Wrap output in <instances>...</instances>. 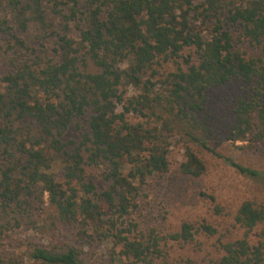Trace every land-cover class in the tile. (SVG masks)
Listing matches in <instances>:
<instances>
[{
	"label": "trees",
	"instance_id": "trees-1",
	"mask_svg": "<svg viewBox=\"0 0 264 264\" xmlns=\"http://www.w3.org/2000/svg\"><path fill=\"white\" fill-rule=\"evenodd\" d=\"M47 1L54 0H0L12 14L0 20L5 51L15 49L0 74V237L43 209L46 197L57 220L75 228L72 244L56 252L32 246L27 262L88 264L89 250L108 242V264H165L155 262L163 258V238L147 237L130 217L147 179L168 171L172 141L183 149L184 176L206 175L201 151L241 174L261 175L207 145L202 113L213 87L255 78L250 98L235 102L229 139L264 142V60L235 49L247 40L264 56V0H67L61 17L79 24L78 37L56 35L50 51L14 33L36 27L37 42L52 37ZM171 59H182L184 69L155 90L147 72ZM83 117L80 139L66 140ZM98 171L101 189L91 176ZM234 222L244 237L222 244L217 264H263V244L248 238L264 223V207L244 201ZM200 232L217 234L206 222L183 223L168 237L187 243ZM0 264L26 263L0 254Z\"/></svg>",
	"mask_w": 264,
	"mask_h": 264
},
{
	"label": "rangeland",
	"instance_id": "rangeland-1",
	"mask_svg": "<svg viewBox=\"0 0 264 264\" xmlns=\"http://www.w3.org/2000/svg\"><path fill=\"white\" fill-rule=\"evenodd\" d=\"M83 0L79 3L81 6ZM201 0H196L200 2ZM56 2V3H55ZM67 0H54L44 2L48 11V19L53 26L54 35L40 42L36 41L38 35L36 27H31L26 33L14 30L16 36L22 38L29 45L43 47L50 51L55 45L56 35H66L77 39L79 24L76 21H64L62 15H67ZM54 5L56 6L54 8ZM59 14H58V13ZM12 19V14L3 8L0 9V20ZM69 30L65 31L64 27ZM35 38V39H34ZM5 38L0 33V74L7 69L8 59L14 56L13 50L5 51ZM235 49L245 58L262 59L261 47L250 44L247 40L237 41ZM19 59L16 60L18 62ZM184 69L182 59L159 60L153 66V71L147 72L155 90H160L161 82L166 76L177 69ZM154 77H152V75ZM257 85V79L248 82L233 78L222 86L210 89L207 104L202 116L207 121V145L224 158H231L243 167L259 172L257 177H249L239 173L224 159L213 157L210 153L201 151L200 155L207 166V173L201 179L184 176L179 171L182 162L183 149L180 144H172L169 148V169L163 174L149 177L140 190L136 208L131 214V220L138 226V230L147 237L153 232L160 240L163 258L155 262L165 264H217L223 252L221 245L240 240L245 230L235 225L234 216L240 204L251 201L264 207V142L260 143H233L230 141L231 129L234 125L233 108L237 100H247ZM86 118L76 121L65 135L66 140L78 141L86 128ZM133 122L136 120H132ZM55 171H58L57 167ZM98 189H101L103 175L100 171L92 173ZM57 180L61 182V174L56 173ZM46 202L43 209H39L28 218H23L20 227L3 231L0 237V254L22 259L26 264L24 254L32 246L44 247L50 251H63L72 244L75 228L72 225L61 223ZM221 209V214L215 212V207ZM202 222L212 225L217 234L207 236L200 232L194 236L193 241L184 243L171 241L169 235L178 232L183 223L198 227ZM251 245L263 244L264 223L258 225L249 235ZM110 251L108 242L102 243L96 249L89 250L92 259L88 264H108L106 255ZM126 264V263H125ZM264 264V263H263Z\"/></svg>",
	"mask_w": 264,
	"mask_h": 264
}]
</instances>
